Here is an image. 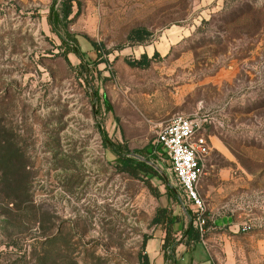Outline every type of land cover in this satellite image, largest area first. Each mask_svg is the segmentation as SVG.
I'll return each instance as SVG.
<instances>
[{"label": "rangeland", "instance_id": "374dc122", "mask_svg": "<svg viewBox=\"0 0 264 264\" xmlns=\"http://www.w3.org/2000/svg\"><path fill=\"white\" fill-rule=\"evenodd\" d=\"M53 1L0 0V264H141L145 238L162 236L158 209L195 211L154 142L175 116L254 158L264 189V0H73L66 31L82 60L48 26ZM134 29L150 37L128 42ZM154 53L146 68L126 64ZM103 134L159 176L123 172ZM250 227L236 264H264L249 240L264 239V220ZM210 234L201 248L220 264ZM155 239L149 263L171 264ZM178 246L187 264L192 250Z\"/></svg>", "mask_w": 264, "mask_h": 264}, {"label": "crops", "instance_id": "0c3cea01", "mask_svg": "<svg viewBox=\"0 0 264 264\" xmlns=\"http://www.w3.org/2000/svg\"><path fill=\"white\" fill-rule=\"evenodd\" d=\"M207 140L210 150L205 161L204 175L198 183L199 197L202 195L207 201L206 235L195 246V250L187 251V256H189L187 264H214L207 251L202 250L201 247L212 243L214 239H211L210 233L216 231L220 233L219 243L222 247L220 264H236L238 262L237 257L240 256V248H238L235 240H237L240 226L243 224L253 226L256 222L264 220V206L261 205L262 201L257 196L264 189L256 184L258 168L254 170L250 167V160L253 161L254 158L246 155L238 157L237 149L224 143L222 138H218L214 132L207 134ZM206 174L207 178H205ZM203 182L204 184H201ZM173 216L175 218L174 212ZM177 216L178 222L173 225V230L180 237L181 229L187 222L184 212ZM249 240L251 248L264 249V239L252 236ZM156 241V239L148 240L147 247L150 248L153 258L158 254L155 252V248L159 243L157 244ZM178 247L187 249L184 245ZM198 248L203 251L201 260L196 259L194 255ZM178 263V259L175 258V264Z\"/></svg>", "mask_w": 264, "mask_h": 264}, {"label": "trees", "instance_id": "16d2710c", "mask_svg": "<svg viewBox=\"0 0 264 264\" xmlns=\"http://www.w3.org/2000/svg\"><path fill=\"white\" fill-rule=\"evenodd\" d=\"M72 1L73 0H60L61 6L58 10L55 8L57 0H54L49 8L47 22L51 32L55 34V36H57V38L60 40L59 48L64 49L63 53L65 55L67 53H73L79 60H82L83 54L78 49L76 39L66 31V24L69 22L68 17L72 14ZM59 28H64V35H61L59 33ZM148 37H150V33L145 29H134L128 34L127 41L140 43ZM92 46L95 47V51L97 52L98 47L96 46V44L92 43ZM104 54H109V52H105ZM156 58H159L157 53H154L152 58L150 59H148L146 55H142L138 60L126 61V64L130 67H137L143 69L150 64L152 59ZM96 64L98 63H94V65ZM81 67L86 70V66L84 64ZM102 138L103 142L105 144H108L110 150H112V152L119 158L121 164L120 167L122 168L123 172L127 173L132 177H136L139 172L159 176L157 172L153 169V167L148 164L147 160H141L135 156L127 157L128 154H121L118 149V146L110 143L107 140L105 134L102 135ZM147 188L150 190V184H147ZM170 196L177 205L180 204V200L177 196L172 194H170ZM184 215L187 223L181 229L180 238L177 239L175 237L176 232L173 230V225L178 222V219L174 218L172 210L167 208H161L156 211L152 220V225L154 227V230L159 231L162 236L145 238L143 245V254L140 255L139 259L141 264H150L148 255L144 251L146 242L150 239H161L160 252L162 259L164 262L169 261L171 264H175L174 252L179 244H183L187 248L193 250L195 246L201 242L202 236L200 235L198 230L193 226L194 214L190 211L185 210ZM206 226L207 222L205 223L204 227Z\"/></svg>", "mask_w": 264, "mask_h": 264}, {"label": "built area", "instance_id": "2783aa9c", "mask_svg": "<svg viewBox=\"0 0 264 264\" xmlns=\"http://www.w3.org/2000/svg\"><path fill=\"white\" fill-rule=\"evenodd\" d=\"M170 164L186 200L195 208L193 226L200 235L205 231L206 209L198 194V183L204 175L209 143L202 132V122L195 118L175 116L162 125L154 140ZM250 225L243 224L239 232L247 233Z\"/></svg>", "mask_w": 264, "mask_h": 264}]
</instances>
